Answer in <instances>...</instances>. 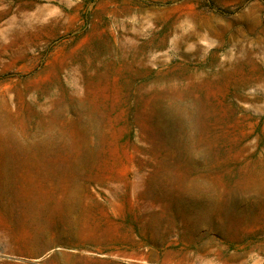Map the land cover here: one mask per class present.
Here are the masks:
<instances>
[{"label":"rangeland","instance_id":"1","mask_svg":"<svg viewBox=\"0 0 264 264\" xmlns=\"http://www.w3.org/2000/svg\"><path fill=\"white\" fill-rule=\"evenodd\" d=\"M0 264H264V0H0Z\"/></svg>","mask_w":264,"mask_h":264}]
</instances>
